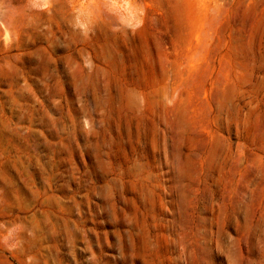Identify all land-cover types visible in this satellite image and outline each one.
<instances>
[{
	"label": "rangeland",
	"instance_id": "374dc122",
	"mask_svg": "<svg viewBox=\"0 0 264 264\" xmlns=\"http://www.w3.org/2000/svg\"><path fill=\"white\" fill-rule=\"evenodd\" d=\"M0 264H264V0H0Z\"/></svg>",
	"mask_w": 264,
	"mask_h": 264
}]
</instances>
